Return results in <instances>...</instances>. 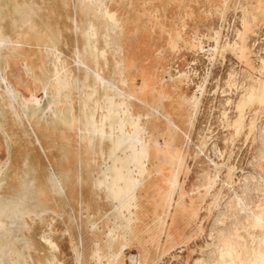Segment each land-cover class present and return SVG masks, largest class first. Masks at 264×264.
<instances>
[{"label":"rangeland","instance_id":"374dc122","mask_svg":"<svg viewBox=\"0 0 264 264\" xmlns=\"http://www.w3.org/2000/svg\"><path fill=\"white\" fill-rule=\"evenodd\" d=\"M27 4L34 7V11L26 8ZM100 6H107L117 12L115 29L99 12ZM243 19L250 23L246 32ZM90 20L96 23L99 53L106 50L105 58L99 55L98 64L89 53L84 34ZM0 27L4 34L11 35L13 39L16 37L14 41H20L22 45L12 52L8 65L6 62L2 64L3 74H6L7 80L17 90L18 101L3 100L5 105L1 102L0 110L4 111L7 127L17 129L19 139L24 138L26 144L38 154L41 149L35 134L37 129L33 124L36 131L31 130V116L24 117L25 100L44 98V84H48L53 77L48 47L54 44L58 46L62 59L74 76L73 80L79 76L78 84L74 85L75 90L72 88L70 94V103L74 105L77 116L81 114L80 95L85 98V92L90 91L89 84L93 83L92 74L87 79L84 68L78 70L75 66L74 58L78 54L83 60L87 59L92 70L103 74L108 82H113L115 89L120 88L125 92L134 93L139 87L137 83L143 81L153 84L158 80L168 85L172 79L177 83L178 79L183 81L177 92L159 98L160 106L156 113H151V101H148L149 104H141L145 112L151 113L150 119L143 121L149 131L154 130V139L159 146L157 164L155 161L149 164L153 171L152 177L157 165L161 164L162 168H159L160 181L153 187L150 183L152 177H147L145 187L150 186L149 191L143 188L138 193L140 208L136 235L124 234V227L113 228L120 223V219L114 223L115 214L105 211L108 207L104 208V196L96 203L90 196L80 205L63 197L59 207L53 204L49 206L51 211L42 223L39 219L29 221L32 230L27 236L33 246L28 248L20 242L14 243L10 254L5 256L0 250V264H14V259L18 260V264L22 260V264H50L48 258L51 255H55L53 264H72L71 255L58 257L57 221L65 226L63 232L71 240L76 264H89L90 261L99 264L102 258L106 264L107 256L98 259L91 256L96 249L95 242L100 241L91 235L94 229L90 221L92 216L97 218L96 229L104 231L99 236L102 242L107 240L110 227L125 237L120 247L123 251L118 264L137 263L132 261L138 259V243L133 242L130 247L127 245L130 238L140 240L142 217L146 228L153 226L155 217L164 219L159 234L162 243L174 227L175 216L179 217V224H175L177 227L186 233H194L191 242L179 252V248L154 247L149 232H145V238L150 241L147 246L150 260L146 261L147 264H195L198 257L206 262L213 260L215 264L217 247L209 236L210 233L217 236L220 228L224 232L235 231L242 242L257 246L256 240L264 236V227L250 225L252 213L264 209V107L255 102L250 103V106L247 104L240 111L237 104L250 85L255 84L258 78L264 80V72L260 71L261 57L264 58V0H72L71 3L68 0H0ZM239 29L245 32L244 56L240 54V48H234L233 45L234 42H241L237 33ZM27 65L30 67L29 73L25 68ZM179 75L182 78H177ZM98 90L96 98L104 103L103 86L99 85ZM150 92L152 94V89ZM196 97L199 101L194 106ZM240 113L243 115V123L237 127L234 121ZM251 121L253 128H250ZM63 127L64 122L61 121L55 124L54 129L62 132ZM0 138L4 142L6 155L5 160L0 157V165H3L8 158V147L1 129ZM55 144L58 146V141ZM73 150V159H82L83 163L82 170L74 167L68 178V185H74L76 190L81 176L84 180L87 172L91 175L96 172L98 176L103 161L98 147L86 149L81 146L80 139L78 145L73 144ZM47 158H42L45 178L51 171ZM216 174L219 175L217 179H210ZM90 188V180H84V194ZM188 204L196 207L198 214L194 216L199 215L192 225L184 224V219L189 217L184 211ZM99 206L103 209L101 213L98 212ZM87 208L92 210L88 215L84 213ZM12 229L19 238L25 232L21 221L14 224ZM80 232L84 239L86 235L90 237V243L84 241V246L78 245L82 261L77 260L75 253L77 233ZM42 236L55 243L54 251L41 241ZM6 242V237L0 238V247ZM17 251L19 254H16ZM107 251L108 256L114 252L113 248ZM42 254L45 255L44 259Z\"/></svg>","mask_w":264,"mask_h":264},{"label":"bare ground","instance_id":"6f19581e","mask_svg":"<svg viewBox=\"0 0 264 264\" xmlns=\"http://www.w3.org/2000/svg\"><path fill=\"white\" fill-rule=\"evenodd\" d=\"M98 1L100 2V0ZM18 4L20 3L18 2ZM26 8L34 11V7L29 6L28 4L26 5ZM14 11L16 12V10ZM99 12L105 17L106 21L109 22L112 29L117 27V12L112 11L107 6L104 8L100 6ZM32 15L33 14H31V16ZM27 16L26 18L28 19L29 17ZM42 19L44 21L43 16ZM242 23L243 28L245 29L243 30L245 32L249 30L250 23L245 19H243ZM13 24L15 23H12V25ZM31 24L32 26H35L33 23ZM95 24L90 20L84 34L86 35L87 46L90 49L89 53L94 57V60L98 64L99 55H102V57L105 58L106 50H102L99 53V48L96 45L97 31ZM243 30L239 29L237 32L238 38L243 42H234L233 44L234 48H240V54L242 56L246 53V45L244 44L245 37H243L245 32ZM79 36L81 35H78V37ZM14 39L11 35H6L3 32H0V103H3V100L6 99H9L11 102H16L19 97L17 90L7 80L6 74H3L2 72V64L5 62L9 63V57L13 56L12 52H15V48L21 45L18 39L19 42H15ZM172 41L175 42L174 39ZM60 51L61 50H59L58 46L55 44L47 48L49 65L52 66L53 77L48 84H44V98H30L25 100L26 110L24 117L29 118V116H31L32 118V124L30 123L31 130L33 132L36 131H34V124L37 129L35 134L38 136L37 141L41 153H35L36 150L33 151V147L26 144L23 140L24 138L19 139L20 135L17 129L14 127H7L8 125L4 111L3 109L0 110V129L5 136L9 151V158H7L3 165H0V238H7V242L0 247L4 256L10 254L11 246L14 243L20 242L24 247L28 246V248L33 246V242L30 241L29 236H27L32 230L29 221L39 219L42 223L45 216L51 211L49 206L53 204L59 207L61 205L60 203H62L61 201H63V197L67 198L66 200L69 201L73 200L80 205L90 196L95 203L99 198L101 199L102 196H104L103 201L106 202L104 208L108 207L105 211L115 214L114 223L120 219V223H117L116 225L114 224L115 227L113 228L118 229L124 227V234L127 233L135 236L138 229L137 221H139L138 209L140 208V197L138 193H140V190L143 188L146 192L149 191L148 188L150 186L145 187L146 178L149 176L152 177L151 174L153 173L149 168V164L154 161L157 164L156 157L159 155V146L154 139V130L149 131L145 127L143 119H150L151 113H156L159 110L157 107L160 106V97L164 95L170 96L172 92H177L181 88L180 85L183 84V81L179 79L178 83L175 79H172L169 85L165 84V82H158V80L154 81L153 84L143 81L137 83L139 87L134 93L125 92L120 88L115 89L113 82H108L103 74L92 70L86 61L87 59L83 60L84 58L78 54L74 58L75 66L79 68L78 70L84 68L87 79H90L92 74L93 83L89 84L88 87L90 88V91L87 93L85 92V98L82 97L83 95L81 96L79 94L81 114L77 116L74 113V105L70 103L72 100L70 99V94L74 85L78 84L79 76L77 80H73L74 76L62 59ZM25 68L29 73L30 67L27 65ZM260 71L264 72L263 57H261ZM178 77L182 78V75L177 76V78ZM99 85H102L105 91L104 103H101V101L96 98V95L99 92ZM74 88L73 90H75ZM150 89H152V94H150ZM200 90L203 91L201 87ZM116 98H118V100ZM148 101L153 103L151 105L153 106V111L151 113L145 112L141 105L143 102L149 104ZM198 101L199 99L196 97L193 101V105L196 106ZM255 102L264 107V80L262 81L260 78H258L255 84L249 86L248 90L242 95L237 107L242 111L247 104L250 106V103ZM177 109L178 112H180L179 107ZM17 118L21 120L18 115ZM45 118L49 119L45 120ZM61 121L64 122L63 130H61L62 132H57L54 129V126L56 123L58 125ZM234 123L237 127L242 126V113H240ZM60 125L62 126V124ZM250 128H253V121L250 122ZM55 138L58 139V146L55 144L57 142ZM79 139L81 146H84L86 149L93 150L98 147L101 150L103 161L100 173L94 181L90 182L91 188L90 191L86 192L87 194H84L83 192V182L84 180H90V172H87V176L84 180L81 176L80 184H77L80 192L77 193L78 188L75 190L73 187L74 185H68V178H70V173L73 172L74 167L77 166L82 170V159H73V144L75 145V143H77L78 145ZM43 140L47 143V148H53L58 151L59 154H63V159L57 161V171H54L51 165L48 166L51 168V171L46 178L43 175L44 164L42 158L48 157V151L44 150L42 147ZM90 160L93 161L92 158H90ZM94 161H96V159ZM20 164L23 165L21 169L19 168ZM96 168L99 169L98 165ZM155 168L156 173H154L153 177L150 179L151 186L153 187L160 181L161 177L159 173H161L160 169L162 168V165L159 164ZM40 172L42 173L41 175L39 174ZM208 177L211 176L208 175ZM218 177L219 175L216 174L210 179L214 180ZM192 210L193 208L190 207L187 211L191 214V212H193ZM98 212H103L102 207H98ZM192 215L194 216V213H192ZM251 217L253 220L250 227H264V209L260 212L252 213ZM89 218L90 217H88V219ZM96 219V216L90 218L92 226L94 227L91 235L92 237H98L100 241L95 242L96 249L92 251L91 256L97 257V259L98 257L101 258L107 256L108 262L106 264H118L121 261L120 257L123 251L120 250V247H122L121 245L123 244L125 237L114 232L115 229L110 227L107 233V240L102 242L99 236L104 231L96 229ZM16 221H21L25 230L22 240H20L18 235L11 239L8 237L9 234L13 232V229L8 226V223L13 225ZM234 228H236V226H234ZM217 232V236L214 233H210L209 236L217 247V253L214 256L216 260L215 264H264V236L256 240L257 246H253L252 244L248 245L242 242L237 237L235 231L229 230L224 232L223 229L220 228ZM249 235L253 236L251 232H249ZM83 237L84 235L82 232H80V234L77 233L78 243L75 245V253L78 261H82L83 259L78 245H83L84 241L90 243L89 235H86V239ZM41 241L48 246L49 249L51 248L53 251L56 249L55 243L47 240L45 237L42 236ZM110 248H113L114 252H112L113 254L111 255L108 253L110 255L108 256L106 253ZM183 250V247H179V252ZM16 254H19V252L17 251ZM2 258L4 261L5 258ZM54 261L55 255H51L48 258V262L53 264ZM212 261L210 262L209 260V262H206L203 258L201 259L198 257V259H195V264H214ZM101 262L102 263L99 262V264H104L103 261ZM132 262L140 264L139 258ZM132 262L130 261V263ZM18 263V260L14 259V264ZM22 263L23 260L21 264ZM127 264L129 263L127 262Z\"/></svg>","mask_w":264,"mask_h":264},{"label":"crops","instance_id":"0c3cea01","mask_svg":"<svg viewBox=\"0 0 264 264\" xmlns=\"http://www.w3.org/2000/svg\"><path fill=\"white\" fill-rule=\"evenodd\" d=\"M17 1H22V0H17ZM72 0H68V2L71 3ZM13 16H17L16 14H14ZM0 32H3L1 27H0ZM42 147L44 150H47L48 151V158H47V161H48V165H51L52 169L54 171H57L58 170V164H57V161H60L63 159V154H59L58 151H56L55 149L51 148H47V143L43 140L42 141ZM7 151H8V148H7ZM0 157L5 160L6 158V155H5V148H4V142L2 140V138H0ZM7 157L9 158V151H8V155ZM97 177V174L96 172H94L92 175H91V178H90V182L94 181ZM190 207L193 208V212H191V215H189L190 213H188V209H190ZM184 211L186 213H188V218H186V220L184 219V224L185 225H192L193 222L199 218V215L197 216H193L192 213H197L195 211V206L193 204H188L186 207H184ZM67 209H68V206H67ZM195 211V212H194ZM92 210L87 208L84 210V213L85 214H89L91 213ZM198 214V213H197ZM142 225H141V238L140 240H136V239H133V238H130L129 239V244L127 245L128 247H130L133 242H137L138 243V251H137V256L140 260V264H147L146 261H149L150 260V256H149V251L147 250V246L150 244L149 240H147L145 237H146V233H148L149 236H151V243L153 244L154 247H158L159 249L164 247H169L171 249H176V248H179V247H185L187 246L191 240H192V237L194 236V233L191 232V233H186L184 232V230H182L181 227H177L176 225L179 224V217H174L173 220H174V227L173 229H171V231L168 233V238L165 240L164 243L161 242V240H159V234L161 232V227L164 223V219L162 217H155L154 219V222H153V226L151 227H148L146 228L145 227V220H144V217H142ZM17 221L14 223L16 224ZM14 224H9L8 223V226L10 228H12L14 226ZM176 224V225H175ZM64 224L61 223V222H56V228L58 229V234H57V241H58V244H59V251H58V257L60 258L61 256H67V255H71L73 260H72V264H76L75 260H74V254H73V246H72V243H71V240L69 238L68 235L64 234L63 232V229H64ZM146 232V233H145ZM14 236H16V234L14 232L10 233L9 234V238H13ZM103 239H105V237H103ZM20 240H22V237H20ZM91 247H92V243H91ZM134 247V246H132ZM47 251H49L47 249ZM38 256V254H36ZM42 258L44 259L45 258V255L42 254ZM106 260V259H105ZM124 261V259H122ZM103 262H104V259H103ZM125 262V261H124ZM107 263V261H106ZM39 264V262H38ZM89 264H96L94 263L93 261H90ZM98 264V263H97Z\"/></svg>","mask_w":264,"mask_h":264}]
</instances>
